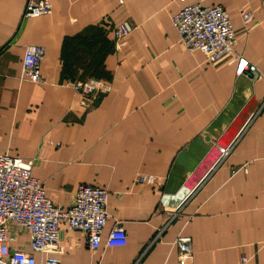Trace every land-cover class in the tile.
Segmentation results:
<instances>
[{"label": "crops", "instance_id": "0c3cea01", "mask_svg": "<svg viewBox=\"0 0 264 264\" xmlns=\"http://www.w3.org/2000/svg\"><path fill=\"white\" fill-rule=\"evenodd\" d=\"M120 1L49 0L50 14L22 19L27 0H0V153L32 160L64 212L79 185L109 193L100 248L89 251L62 222L49 257L179 264L173 243L186 236L188 264H264V0L206 2L227 11L234 50L258 78L181 46L172 17L196 0ZM127 19L136 28L116 50L113 29ZM28 45L44 49V84L22 77ZM79 81L110 90L88 104L73 88ZM116 223L127 244L105 248ZM7 236L10 249L46 257L24 230L11 224Z\"/></svg>", "mask_w": 264, "mask_h": 264}, {"label": "built area", "instance_id": "2783aa9c", "mask_svg": "<svg viewBox=\"0 0 264 264\" xmlns=\"http://www.w3.org/2000/svg\"><path fill=\"white\" fill-rule=\"evenodd\" d=\"M207 1L196 0L182 7L172 17V25L180 37L181 46L190 52L200 51L209 64L228 58L235 65L236 73L247 71L257 75V78L261 77L256 66L243 62L236 54V40L227 11L221 6L208 7ZM24 6L22 19L41 17L52 11L49 0H27ZM241 17L244 25L249 24L253 18L249 12H243ZM135 28L130 19L114 27L116 50H120L124 40ZM44 57L42 47L28 45L24 49L21 64L24 80L36 84L45 83L41 72ZM73 88L88 104L110 90L108 85L97 81H79L74 83ZM32 166V160L0 153V264H59L49 255L58 252L59 224L62 222L85 237L89 251H97L102 245L101 235L109 221L106 211L108 191L100 187L79 185L71 207L64 212L46 198L43 183L32 175ZM137 181L146 185L155 183V179L149 175H139ZM11 224L15 230L21 229L29 234L33 253L46 257L37 261L32 254L10 249L12 239L7 236V232ZM106 237L103 243L105 248L124 247L127 244L125 231L118 223L109 230ZM173 245L178 251L179 264L190 263L193 254L191 239L178 237ZM246 262L245 258L241 259L242 264Z\"/></svg>", "mask_w": 264, "mask_h": 264}]
</instances>
